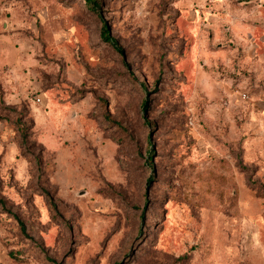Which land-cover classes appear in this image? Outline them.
Masks as SVG:
<instances>
[{
	"label": "rangeland",
	"instance_id": "rangeland-1",
	"mask_svg": "<svg viewBox=\"0 0 264 264\" xmlns=\"http://www.w3.org/2000/svg\"><path fill=\"white\" fill-rule=\"evenodd\" d=\"M99 3L0 0V264H264V0Z\"/></svg>",
	"mask_w": 264,
	"mask_h": 264
},
{
	"label": "trees",
	"instance_id": "trees-1",
	"mask_svg": "<svg viewBox=\"0 0 264 264\" xmlns=\"http://www.w3.org/2000/svg\"><path fill=\"white\" fill-rule=\"evenodd\" d=\"M86 2L93 4V7L97 9L98 5H100L99 0H86ZM102 36L104 39H106L108 42H112L116 46V40L110 36L108 24L106 21H104L103 27H102ZM121 51V49H119ZM149 100H146L144 103V109L147 108ZM23 115L20 116L22 118ZM151 152V151H150ZM1 203L3 201H0ZM23 229H25V226L23 225L22 221H19Z\"/></svg>",
	"mask_w": 264,
	"mask_h": 264
}]
</instances>
